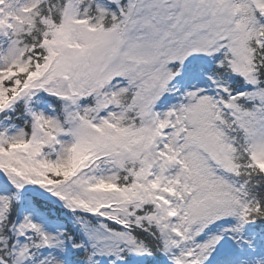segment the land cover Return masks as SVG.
Masks as SVG:
<instances>
[{
	"label": "snow or ice",
	"instance_id": "snow-or-ice-1",
	"mask_svg": "<svg viewBox=\"0 0 264 264\" xmlns=\"http://www.w3.org/2000/svg\"><path fill=\"white\" fill-rule=\"evenodd\" d=\"M0 264H264V0H0Z\"/></svg>",
	"mask_w": 264,
	"mask_h": 264
}]
</instances>
